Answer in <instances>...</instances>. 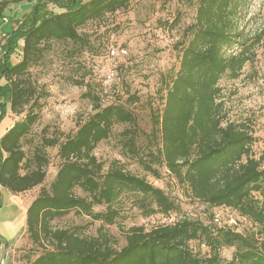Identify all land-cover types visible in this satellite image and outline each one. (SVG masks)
I'll use <instances>...</instances> for the list:
<instances>
[{"label": "trees", "instance_id": "16d2710c", "mask_svg": "<svg viewBox=\"0 0 264 264\" xmlns=\"http://www.w3.org/2000/svg\"><path fill=\"white\" fill-rule=\"evenodd\" d=\"M27 1L30 10L19 17L7 14L9 0H0V25L9 26L0 37V123L8 110L21 116L0 138V189L22 195L40 187L26 213L32 245L24 257L27 264H264V152L252 155L255 138L244 122L228 118L220 86L224 78L241 77L264 41V28H248L250 0H197L195 21L176 46L179 65L162 77L163 108L151 115L150 132L127 105L103 106L93 96L94 114L74 134L43 135L29 151L26 139L50 96L32 70L44 63L55 43L90 48L89 38L79 32L82 27L139 0ZM50 4L61 11L50 10ZM117 125L125 126L119 133L124 153L156 179L158 167L165 166L180 196L126 171L119 161L105 169L94 150ZM47 148L58 149L61 164L45 186ZM124 194L134 197L150 222L158 217L175 222L131 227L125 246L118 248L104 227L117 224L115 205ZM192 205L211 210V223L194 211L182 218ZM223 207L238 212L254 230L244 234L219 228L214 217ZM71 212L100 222L97 235H88L86 225L55 224ZM194 242L207 252L195 251ZM224 248L235 249L229 261L222 260ZM2 253L0 240V259Z\"/></svg>", "mask_w": 264, "mask_h": 264}, {"label": "rangeland", "instance_id": "374dc122", "mask_svg": "<svg viewBox=\"0 0 264 264\" xmlns=\"http://www.w3.org/2000/svg\"><path fill=\"white\" fill-rule=\"evenodd\" d=\"M9 3L7 14L14 13L19 17L31 7L27 0L21 3L9 0ZM196 3L197 0H172L167 4L151 0L134 1L126 11L109 15L102 21L89 22L79 30L89 38L90 48L80 51L71 43H55L44 63L32 70L34 78L39 83L46 84L50 96L45 100L39 120L26 139L25 149L29 151L43 135H60V138H65L74 134L78 126L94 114L93 96L103 106L112 103L127 105L138 116L140 127L145 132H150L151 115L163 108L162 77L179 65L176 46L182 40L186 27L195 21ZM49 9L61 11L52 4ZM248 18L249 29L264 28V0H250ZM14 23L10 27H14ZM0 26L2 37L9 26ZM119 47L126 48L128 56L110 59L109 49ZM256 53V58L246 65L239 79L224 78L220 86L226 115L230 120L244 122L248 126L255 138L251 153L258 157L264 152V41L256 49ZM19 58L20 50L14 54L13 62L16 63ZM110 69L116 71L113 81L106 78ZM133 97L136 102L132 100ZM17 118L20 119L21 116ZM124 129V125H117L109 139L101 142L94 150L105 169L114 161H119L126 171L146 178L156 187L169 188L171 194L180 196L173 176L165 166L158 167L160 178L156 179L124 153L119 142V133ZM46 151L50 163L44 185L48 186L54 180L61 160L57 148H47ZM39 190L40 187H37L15 197L32 200ZM185 196L181 199H185ZM115 207L120 212V218L117 224L105 226L104 229L116 240L118 248L125 246V235L131 227L144 226L151 229L155 225L166 223L165 218L158 217L151 222L145 218L135 206L132 195H122ZM192 207L195 217L207 224L211 223V210L200 205ZM104 209L95 208L96 211ZM16 214L17 209L7 203L0 212V234L3 239L10 243L11 236L15 241L20 238L16 247L15 241L9 247L6 264H27L24 257L32 245L26 227L18 229L8 223ZM216 214L221 217L219 228H230L244 234L254 230L249 221L230 208H219ZM55 224L58 227L86 225V233L92 236L97 235L101 226L100 222H94L75 212L57 220ZM192 247L202 255L207 252V248L199 242L192 243ZM234 251V248L222 249V260H231Z\"/></svg>", "mask_w": 264, "mask_h": 264}, {"label": "crops", "instance_id": "0c3cea01", "mask_svg": "<svg viewBox=\"0 0 264 264\" xmlns=\"http://www.w3.org/2000/svg\"><path fill=\"white\" fill-rule=\"evenodd\" d=\"M18 118L8 110L5 118L0 123V138L3 137L7 131L15 124ZM32 200H24L23 197H15V195L11 194L8 190L1 188L0 189V212L3 210L4 205L7 203L11 207H15L17 209V214L14 218H11L8 223L13 227L25 228L26 227V213L27 210L32 203ZM13 238V236H11ZM0 238L3 239V236L0 234ZM10 238L9 241H15V239ZM5 240V239H3ZM20 241V238L15 241L14 246L16 247ZM12 242H8L9 247H12Z\"/></svg>", "mask_w": 264, "mask_h": 264}, {"label": "built area", "instance_id": "2783aa9c", "mask_svg": "<svg viewBox=\"0 0 264 264\" xmlns=\"http://www.w3.org/2000/svg\"><path fill=\"white\" fill-rule=\"evenodd\" d=\"M128 56V50L126 48H123V47H119V48H110L109 49V52H108V57L110 59H116V58H125ZM106 78L109 80V81H113L115 78H116V71L114 69H110L108 70V74L106 76ZM194 216V213H193V210L191 209H188L185 213V217H182V218H186V217H192ZM165 222L164 224H170V223H173L175 222V219H168V218H165ZM214 223L217 225V226H220L221 225V217L219 214H216L215 217H214Z\"/></svg>", "mask_w": 264, "mask_h": 264}, {"label": "water", "instance_id": "95a60500", "mask_svg": "<svg viewBox=\"0 0 264 264\" xmlns=\"http://www.w3.org/2000/svg\"><path fill=\"white\" fill-rule=\"evenodd\" d=\"M0 240L3 243V254H2L1 259H0V264H6L9 244L7 241L3 240L2 238H0Z\"/></svg>", "mask_w": 264, "mask_h": 264}]
</instances>
